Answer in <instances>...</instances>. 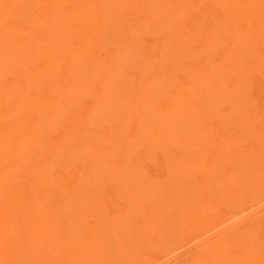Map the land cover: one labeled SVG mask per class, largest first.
<instances>
[{
  "label": "rangeland",
  "instance_id": "obj_1",
  "mask_svg": "<svg viewBox=\"0 0 264 264\" xmlns=\"http://www.w3.org/2000/svg\"><path fill=\"white\" fill-rule=\"evenodd\" d=\"M166 1L154 0L157 6L151 14L140 7L125 8L114 19L100 18L97 12L95 20H103V28L95 23L97 30L86 36L90 55L85 52L75 65L66 64L64 56V49L67 55L74 48V38L53 39L55 48L48 51H55L58 65L46 86L30 85L16 68L0 77L8 115L1 128L10 127L29 158L21 163L13 156L0 163L10 175L13 197L23 196L27 202V209L16 208L13 198L9 200L10 213L6 210L5 221H0L6 227L0 225V264H264V66L258 63L264 65V38L254 33L259 28L248 27L251 19L264 18L256 14L247 22L237 6L233 11L221 0H186L183 12L172 21ZM39 13L40 8L33 10V15ZM188 29L196 32L187 42ZM36 58L30 60L29 71L46 60ZM68 67L78 78L62 76ZM75 82L80 85L74 87ZM61 85L72 92L69 98L58 88ZM20 88L23 96L34 98L21 96L15 107L11 103ZM47 91L57 102L61 99L56 108L43 100ZM34 152L36 158L31 157Z\"/></svg>",
  "mask_w": 264,
  "mask_h": 264
},
{
  "label": "bare ground",
  "instance_id": "obj_2",
  "mask_svg": "<svg viewBox=\"0 0 264 264\" xmlns=\"http://www.w3.org/2000/svg\"><path fill=\"white\" fill-rule=\"evenodd\" d=\"M189 1V0H188ZM188 1H186V0H167L165 3V9L167 10V15H169L170 16V19L173 21L175 18H177L180 14H181V12H183V9H182V7H183V4H184V2H188ZM197 1V0H196ZM220 1V0H219ZM222 2H224L225 4L226 3H229L230 5H231V8L233 9V11L234 10H236L235 9V6H237L238 7V13H240L239 15L242 17V19L243 20H245V21H247V22H249V17H253V16H255L256 14L257 15H261V17H263L264 18V0H221ZM229 1H231V2H229ZM256 1V2H255ZM221 3V2H220ZM156 3H154V0H0V77H3L4 76V72L6 73V75H7V73L9 72V71H7V70H9L10 69V71L12 70V68L14 69V68H16V69H18V73L20 72V73H23V74H25L26 76H27V79H29V84L31 83V84H33V86H35V85H38L39 84V86L41 85V84H43V86H46V80L48 79V78H50L54 73L52 72V69L54 68V66H55V64H56V66L58 65L57 63V61H56V58H54L53 56H52V53H54L55 51H51L52 49H54L55 47H54V43L56 42L55 40L56 39H58L57 41H60L61 39H60V37L59 36H63L62 37V39H65V38H70L71 37V39L72 38H74V41H76V43H74L73 45H74V48L72 47L70 50V53L69 54H67L66 55V53L69 51V50H66V49H64V56H66L67 57V60H68V63H66V64H69L70 66H72V64L74 63V65H75V63H78V61H80V59H83L84 58V56H83V54L85 55V52H87L86 54H89L90 55V53L87 51V47L89 46L88 45V43L89 42H87L88 40H87V38H86V36L90 33V31H93V29H95V30H97L96 29V26H95V23H97V24H99L100 26L99 27H102L103 26V24H104V21L103 20H95V17H97L98 15H97V12H98V14H99V16H100V18L101 17H103V16H109V18L110 17H113V19H114V17L116 16V18H118V17H120V16H122V15H119L121 12H122V10L123 9H125V8H128L129 7V10H133L134 8H136V7H140L142 10L141 11H145L146 9L147 10H149L150 11V14L151 13H154L153 11H155L156 10V7L155 6H157V5H155ZM163 4V3H162ZM192 4H193V2H192ZM161 6V5H160ZM123 7V8H122ZM229 7V6H228ZM37 8H40V10H41V13H39V14H36V15H33V10L34 9H37ZM100 11H99V10ZM158 10H160V8L158 9ZM124 11V10H123ZM165 11V10H164ZM256 17V16H255ZM106 18V17H105ZM104 18V19H105ZM246 18H248V19H246ZM258 18H260V17H258ZM107 19V18H106ZM161 19V18H160ZM254 19V18H253ZM93 20H95V21H93ZM252 20V19H251ZM251 20H250V24H248V27H251L252 28V30H254V31H257V28H259V30L261 31H257V32H254L255 34L257 33L258 34V36H259V39H260V37H262L263 36V38H264V31H262V29L264 28V22L262 21L263 19L261 18V19H257L256 18V20L254 19V21H252L251 22ZM258 20V21H257ZM117 21V20H116ZM35 22L37 23V22H39V23H37V24H39L38 26H37V24H36V26H35ZM41 22V23H40ZM100 22H102V23H100ZM165 22V21H164ZM177 22V21H176ZM182 23V22H181ZM180 23V24H181ZM26 24H27V26H26ZM176 24H178V23H176ZM180 24H178V25H180ZM115 26V25H114ZM91 27H94V28H91ZM97 28H98V26H97ZM103 28V27H102ZM234 28V27H233ZM99 30V29H98ZM100 30H101V28H100ZM64 31L66 32L65 33V36L63 35V34H60V33H64ZM188 31H189V33H188V36H185V38L184 39H186L187 40V42L189 41V39H190V37L192 36V34L193 33H195V32H192L190 29H188ZM237 31H239L238 30V28H237ZM253 32H252V34H254ZM60 34V35H59ZM96 34H97V32H96ZM233 34V33H232ZM56 37H55V36ZM57 35H58V37H57ZM92 35V34H91ZM100 35V34H99ZM193 35H195V34H193ZM240 35H242V34H240ZM67 36V37H66ZM249 36H250V34H249ZM23 37H26V38H24L23 39ZM100 37V36H99ZM209 37H211V36H209ZM240 37H242V36H240ZM248 38V37H247ZM53 39H55V40H53ZM100 39V38H99ZM243 39H244V36H243ZM246 39V38H245ZM244 39V40H245ZM262 39V38H261ZM243 40V41H244ZM264 40V39H263ZM62 41V40H61ZM67 41H69V40H67ZM102 41V40H101ZM242 41V40H241ZM249 41H250V38H249ZM252 41V43H254L253 42V39L251 40ZM247 42V41H246ZM258 42H260V41H258ZM66 43V42H65ZM70 43V42H69ZM101 43V42H100ZM99 43V44H100ZM247 43H249V42H247ZM57 44V43H56ZM67 44V43H66ZM71 44V43H70ZM93 44V43H92ZM255 44V43H254ZM258 44V43H257ZM96 45H98V43L96 44ZM222 45V44H221ZM250 45H251V42H250ZM57 46V45H56ZM99 46V45H98ZM217 46V45H216ZM220 46V45H219ZM242 46V45H241ZM68 47H69V45H68ZM214 47V46H213ZM228 47V46H227ZM238 47V46H237ZM64 48V47H63ZM63 48L61 49V50H63ZM67 48V47H66ZM91 48V47H90ZM243 48V47H242ZM244 48H248V47H244ZM49 49H51L50 51L51 52H49L48 50ZM60 49V48H59ZM212 49V48H211ZM237 49V48H236ZM239 49H241V48H238V50ZM214 50H215V48H214ZM243 50V49H242ZM248 50V49H247ZM42 51H47L46 52V54H44V52L42 53V54H40ZM233 51V50H232ZM241 51V50H240ZM257 51H258V49H257ZM58 52H61L60 50H58ZM207 52V51H206ZM242 52V51H241ZM56 53H57V51H56ZM230 53H231V51H230ZM236 53V52H235ZM261 53V52H260ZM44 54V55H43ZM92 54V53H91ZM231 54H233V53H231ZM231 54L229 55V56H231ZM251 54V53H250ZM205 55V54H204ZM221 55V54H220ZM259 55V54H258ZM44 56H45V58H46V60H45V62H43V63H38L39 65L38 66H35L34 65V70H32V71H29L30 69L28 68V65H29V62H30V60H32V59H34V58H36V60L38 59V57L40 58V57H43L44 58ZM59 57V56H58ZM227 58V57H226ZM232 58H234V54H233V57ZM240 58V57H239ZM262 58V57H261ZM64 59V58H63ZM210 59V58H209ZM229 59V58H228ZM227 59V60H228ZM244 60V59H243ZM35 61V60H34ZM111 61V60H110ZM229 61H230V59H229ZM237 61V60H236ZM262 61V60H261ZM258 62L259 64H260V66L261 67H263L264 65H262L261 63L262 62ZM38 62V61H37ZM34 63V62H33ZM256 63V62H255ZM264 63V62H263ZM30 64H32V62L30 63ZM81 64V63H80ZM178 64V63H177ZM222 64V63H221ZM220 64V65H221ZM230 64V63H229ZM231 64H233V63H231ZM235 64V63H234ZM243 64V63H242ZM81 65H83V64H81ZM217 65V64H216ZM245 65V64H244ZM252 65V64H251ZM33 66V65H32ZM85 66V65H84ZM230 66V65H229ZM30 67V66H29ZM80 67V66H79ZM82 67V66H81ZM221 67H223L222 65H221ZM226 67V66H225ZM230 67H232V66H230ZM255 67H257V66H255ZM75 68H76V66H75ZM89 68V67H88ZM91 68V67H90ZM116 68H118V67H116ZM242 68H244V67H242ZM242 68H241V70H238L239 72L240 71H242ZM247 68V67H246ZM15 69V70H16ZM29 69V70H28ZM71 69H74L73 67H71V68H69L68 67V69L66 70L67 72H65L64 74H62V76L63 77H65V76H67V77H70V78H72V79H76V77L75 78H73L74 76L71 74ZM82 69V68H81ZM210 69H213L214 70V68L212 67V68H210ZM219 69H220V71H221V68H220V66H219ZM232 69V68H231ZM245 69V68H244ZM243 69V70H244ZM77 70V69H76ZM195 70V69H194ZM223 70H224V68H223ZM234 70V69H233ZM7 71V72H6ZM17 71V70H16ZM15 71V72H16ZM56 71V70H55ZM58 71V70H57ZM62 72H63V70H61ZM79 71V70H78ZM81 71V70H80ZM171 71V70H170ZM183 71V70H182ZM212 70H210V72H211ZM216 72H217V70H215ZM228 71V70H227ZM232 71V70H231ZM237 70H235V72H236ZM77 72V71H76ZM76 72H75V70H74V73H75V75H77L76 74ZM90 72H92V71H90ZM234 72V71H233ZM244 72V71H243ZM263 72H264V70H263ZM14 73V72H13ZM55 73H57V72H55ZM80 73H82V72H80ZM181 73V72H180ZM186 73V72H185ZM212 73V72H211ZM215 73V72H214ZM213 73V74H214ZM218 73V72H217ZM220 73V72H219ZM14 74H16V73H14ZM58 74H60V73H58ZM58 74H57V79L59 78L58 77ZM208 74H209V72H208ZM226 73H224V75H225ZM228 74V79H229V73H227ZM226 74V75H227ZM233 74V73H232ZM235 74V76H237L236 75V73H234ZM233 74V75H234ZM9 75V74H8ZM10 75H12L11 74V72H10ZM55 75V74H54ZM53 75V76H54ZM61 75V74H60ZM171 75V74H170ZM221 75V74H220ZM231 75V74H230ZM15 76V75H14ZM21 76V75H20ZM19 76V77H20ZM82 76V75H81ZM188 76V75H187ZM199 76V75H198ZM198 76H195V77H198ZM214 76V75H213ZM216 76V75H215ZM234 76V77H235ZM238 76H239V74H238ZM19 77H18V79H19ZM79 77H80V75H79ZM93 77V76H92ZM170 77V76H169ZM191 77V76H190ZM201 77V76H200ZM204 77V76H203ZM209 77V76H208ZM233 77V76H232ZM242 77V76H241ZM23 78H25V76L23 75ZM22 78V79H23ZM69 78V79H70ZM78 78V77H77ZM206 78V77H205ZM220 78V77H219ZM231 78V77H230ZM247 78H248V76H247ZM250 78V77H249ZM56 79V78H55ZM157 79V78H156ZM179 79V78H178ZM198 79H199V77H198ZM213 79V78H212ZM227 79V80H228ZM236 79V78H235ZM243 79V81L245 80L244 78H242ZM20 80H21V78H20ZM26 80V79H25ZM79 80V79H78ZM81 80V79H80ZM84 80V79H83ZM83 80H81V81H83ZM201 80V79H200ZM215 80V79H214ZM227 80H224V81H227ZM4 81V80H3ZM2 80H1V84L0 85H2V84H4V83H2L3 82ZM5 81H6V79H5ZM24 81V80H23ZM49 81V80H48ZM51 81V80H50ZM211 81H213V80H211ZM211 81H210V84H211ZM73 82V81H72ZM80 82V81H79ZM233 82V81H232ZM239 82V81H238ZM246 82V81H245ZM18 83V82H17ZM58 83V82H57ZM68 83V85L69 86H72V83L70 82V81H68L67 82ZM82 83V82H81ZM177 83H179V80H178V82ZM181 83H182V81H181ZM181 83H179V84H181ZM194 83V82H193ZM205 83V82H204ZM27 84V83H26ZM30 84V85H31ZM50 84H54V82L53 83H50ZM111 84V83H110ZM221 84V83H220ZM223 85H224V83H222ZM221 84V85H222ZM243 84H246V83H244L243 82ZM14 85V84H13ZM19 85V84H18ZM28 85V84H27ZM59 85V84H58ZM67 85V84H66ZM76 85H78L76 82H75V85H73L74 87L76 86ZM80 85V84H79ZM78 85V86H79ZM84 85V87H85V84H83ZM106 85V84H105ZM116 85V84H115ZM195 85V84H194ZM222 85V86H223ZM227 85V84H226ZM242 85V84H241ZM10 86V85H9ZM42 86V85H41ZM40 86V87H41ZM57 86V85H56ZM64 86V85H63ZM62 85L60 86V87H58V88H61V90H63V92H65L66 94V96H65V98L67 97V98H69V96L72 94V92H70V90L68 89H66V88H64ZM199 86V85H198ZM207 86V85H206ZM221 86V87H222ZM236 86V85H235ZM240 86V85H239ZM12 88H13V86H11ZM22 87H24V86H22ZM203 87V86H202ZM210 87V86H209ZM211 87H212V85H211ZM224 87V86H223ZM245 87V86H244ZM248 87V86H247ZM1 88H2V86H1ZM0 88V89H1ZM7 88H9V87H7ZM27 88V87H26ZM34 88V87H33ZM33 88H32V91H33ZM39 88V87H38ZM49 88V86L46 88V89H48ZM54 88V87H53ZM72 88V87H71ZM82 88V87H81ZM148 88V87H147ZM201 88V87H200ZM212 88H214V87H212ZM241 88V87H240ZM239 88V89H240ZM2 89H4V88H2ZM10 89V88H9ZM18 86H17V91H18ZM30 89V88H29ZM89 89V88H88ZM196 89H197V87H196ZM205 89H208V88H205ZM219 89V88H218ZM238 89V90H239ZM248 89V88H247ZM4 90H6V89H4ZM23 90H24V88H20V90H19V97H16V99L15 100H12V102L13 103H11V104H16L15 105V107L16 106H18V104L19 103H21V96H23L22 95V93H23ZM34 90H35V88H34ZM49 90V89H48ZM52 90V89H51ZM60 90V91H61ZM103 90V89H102ZM114 90H116V89H114ZM192 90V89H191ZM202 90V89H201ZM228 90V89H227ZM232 90V89H231ZM236 90V89H235ZM234 90V91H235ZM243 90V89H242ZM241 89L239 90V92H241L242 91ZM244 90H245V88H244ZM26 91H27V89H26ZM35 91H37V87H36V90ZM55 92H56V90H54ZM59 91V90H58ZM58 91H57V95H58ZM80 91V90H79ZM95 91V90H94ZM108 91H109V89H108ZM196 91V90H195ZM7 92V91H6ZM6 92H5V94H6ZM31 92V91H30ZM44 92V91H43ZM62 92V93H63ZM104 92V91H103ZM198 92V91H197ZM196 92V93H197ZM206 92H207V90H206ZM233 92V91H232ZM2 93V90H0V95H4V94H1ZM11 93H13V92H11ZM29 93V92H28ZM34 93V92H33ZM33 93H31V94H29V95H32ZM45 93H47L45 96H47V97H45V98H43V100L45 101V103L46 102H49L53 107H55V106H57V104L59 103V101H61V99L57 102L56 100H55V94L53 95L50 91H47V92H45ZM86 93V92H85ZM190 93H191V91H190ZM222 93V92H221ZM228 93V92H227ZM234 93V92H233ZM61 94V93H60ZM75 95H76V93H74ZM101 94V93H100ZM142 94V93H141ZM159 94V93H158ZM184 94H185V92H184ZM202 94V93H201ZM226 94V93H225ZM229 94V93H228ZM242 94V93H241ZM34 95H35V93H34ZM39 96H40V94H38ZM41 95H42V93H41ZM103 95V94H102ZM109 95V94H108ZM192 95V94H191ZM200 95V94H199ZM231 95V94H230ZM237 95H238V91H237ZM7 96H8V92H7ZM79 96V95H78ZM159 96V95H158ZM229 96V95H228ZM232 97L234 96L233 94L231 95ZM242 96V95H241ZM240 96V97H241ZM245 96V95H244ZM15 97V96H14ZM24 97H26V98H24ZM32 97H33V95H32ZM32 97H29V99L32 101ZM36 97V96H35ZM43 97V96H42ZM42 97H40V99L42 98ZM102 97V96H101ZM109 97V96H108ZM216 97V96H215ZM220 97V96H219ZM226 97H227V95H226ZM232 97H230L231 99H232ZM23 98L26 100H29L28 98H27V95H24L23 96ZM34 98V97H33ZM58 98V97H57ZM61 98H63V95H62V97ZM72 98V97H71ZM153 98V97H152ZM180 98V97H179ZM184 98V97H183ZM187 98V97H186ZM185 98V99H186ZM192 98V97H191ZM237 98H239V97H237ZM243 98V97H242ZM101 99V98H100ZM114 99V98H113ZM177 99V98H176ZM188 99V98H187ZM34 100V99H33ZM38 100V99H37ZM36 100V101H37ZM42 100V101H43ZM150 100H151V98H150ZM156 100V99H155ZM196 100V99H195ZM227 100V99H226ZM244 100V99H243ZM4 100V97H3V99L0 97V163H1V161L2 160H4V159H6V158H9V160H10V157H12L13 158V156H18V157H20V159H21V163H23V162H26L29 158H28V155H27V153H28V149H24V147H21V142H20V140L18 141V137H17V140H16V138L14 137V135H12V132L10 131V127H8V128H6L4 131L2 130V128L1 127H4V126H2V119L3 118H6V115H7V113L5 112V110H4V103L5 104H7V102ZM10 101V100H9ZM41 101V102H42ZM43 101V102H44ZM66 101V100H65ZM65 101L63 102V104H67V102L65 103ZM100 101V100H99ZM114 101V100H113ZM178 101V100H177ZM185 101V100H184ZM187 101V100H186ZM188 101H189V99H188ZM11 102V101H10ZM40 102V103H41ZM154 102V101H153ZM183 102V101H182ZM192 104L194 103V101L192 102V100L190 101ZM30 103V102H29ZM33 103V102H32ZM48 103V104H49ZM61 103H62V101H61ZM60 103V104H61ZM69 103H71V102H69ZM105 103V102H104ZM191 103H188V104H190L189 105V107L191 106ZM210 103V102H209ZM236 103V102H235ZM9 104V103H8ZM24 104V103H23ZM36 104V103H35ZM48 104L46 105V106H48ZM49 104V105H50ZM59 104V105H60ZM169 104V103H168ZM168 104H166V105H168ZM173 104H175V103H173ZM178 104V103H177ZM181 104V103H180ZM197 104V103H196ZM200 104V103H199ZM240 104V103H239ZM10 105V104H9ZM41 105V104H40ZM43 105H45L44 103H43ZM50 105V106H51ZM125 105V104H124ZM198 105V104H197ZM241 105V104H240ZM242 105H243V103H242ZM21 106V105H20ZM19 106V107H20ZM36 106L38 107L39 106V104L37 105L36 104ZM45 106V107H46ZM50 106H48V107H50ZM61 106V110H63V108H62V105H60ZM68 106H72V105H68ZM169 106V105H168ZM181 106V105H180ZM192 106H195V105H192ZM191 106V107H192ZM232 105H230L229 107H231ZM235 106V105H234ZM10 106H7V108H9ZM14 106H12V108H13ZM29 107H31V104H30V106ZM32 107H35L34 105H32ZM36 107V109H40V108H37ZM43 107V106H42ZM59 107V106H58ZM57 107V108H58ZM73 107V106H72ZM120 107V106H119ZM166 107V106H165ZM222 107V106H221ZM233 107V106H232ZM231 107V108H232ZM241 107V106H240ZM243 107V106H242ZM248 107V106H247ZM11 108V109H12ZM26 108V107H25ZM56 108V107H55ZM54 108V109H55ZM65 108V107H64ZM71 108V107H70ZM109 108V107H108ZM193 108V107H192ZM194 108H196V107H194ZM207 107H205V109H206ZM214 108V107H213ZM10 109V110H11ZM18 109V108H17ZM28 109V108H27ZM32 109V108H31ZM30 109V110H31ZM35 109V108H34ZM44 109V108H43ZM51 109V108H50ZM72 109V108H71ZM124 109V108H123ZM197 109V108H196ZM195 109V110H196ZM207 109H209V108H207ZM233 109V108H232ZM237 109V108H236ZM238 109H240V108H238ZM242 109V108H241ZM14 110V109H13ZM12 110V111H13ZM24 110V109H23ZM26 110V109H25ZM33 110V109H32ZM53 110V109H52ZM175 110V109H174ZM194 109H192V111H193ZM198 111H200L199 109H197ZM196 110V111H197ZM228 110V109H227ZM247 110V109H246ZM27 111V110H26ZM40 111V110H39ZM47 111V110H46ZM56 111H57V109H56ZM59 111V110H58ZM58 111H57V113H58ZM64 111V110H63ZM65 111H66V109H65ZM64 111V112H65ZM68 111V110H67ZM117 111H119V110H117ZM172 111H173V109H172ZM229 111H230V109H229ZM233 111H235V109L233 110ZM248 111V110H247ZM250 111V110H249ZM15 112V111H14ZM33 112V111H32ZM41 112V111H40ZM39 112V113H40ZM43 112V111H42ZM48 112V111H47ZM53 112V111H52ZM55 112V111H54ZM61 113H62V111H60ZM63 112V113H64ZM169 111H167V113H168ZM176 112H178L177 110H176ZM183 112H184V110H183ZM194 112V111H193ZM192 112V113H193ZM227 112V111H226ZM242 112V111H241ZM243 112H245V111H243ZM10 113V112H9ZM21 113V112H20ZM23 113V112H22ZM28 113V112H27ZM39 113H38V115H39ZM121 113V112H120ZM123 113V112H122ZM149 113V112H148ZM172 113V112H171ZM191 113V114H192ZM197 113H199V112H197ZM212 113V112H211ZM240 113V112H239ZM16 114H18V113H16ZM30 114H32V113H30ZM42 114V113H41ZM45 114V113H44ZM53 114V113H52ZM51 114V115H52ZM70 114V113H69ZM104 114V113H103ZM161 114V113H160ZM177 114V113H176ZM185 114V113H184ZM191 114H189V115H191ZM195 113H193L192 115H194ZM208 114H209V112H208ZM227 114V113H226ZM229 114V113H228ZM237 114V113H236ZM243 114H245V113H243ZM242 114V115H243ZM25 115V114H24ZM33 115H34V113H33ZM36 115V114H35ZM45 115H47V113L45 114ZM51 115H50V117H51ZM55 115H56V113H55ZM58 115H59V113H58ZM68 115V114H67ZM124 115V114H123ZM153 115V114H152ZM181 115V114H180ZM191 115V116H192ZM233 115V114H232ZM235 115V114H234ZM240 115V114H239ZM241 115V116H242ZM8 116V115H7ZM20 116H23V115H20ZM30 116V115H29ZM29 116H27V117H29ZM42 116V115H41ZM49 116V115H48ZM47 116V117H48ZM57 116V115H56ZM60 116V115H59ZM158 116V115H157ZM169 116V115H168ZM172 116H174L173 114H172ZM172 116H170V117H172ZM230 116V115H229ZM27 117L25 116V118L27 119ZM39 117H40V115H39ZM49 117V118H50ZM54 117V116H53ZM182 117V116H181ZM231 117H233V116H231ZM15 118V117H14ZM20 118H22V117H20ZM24 118V117H23ZM36 118V117H35ZM49 118H46V120H48L49 122V124H50V121H51V118H50V120H49ZM57 118V117H56ZM143 118V117H142ZM156 118V117H155ZM159 118V117H158ZM196 119V117L195 116H193V118H192V122H193V125H192V123H191V125H192V128L194 127V122H196L195 121V119ZM254 118V117H253ZM12 120H14L13 118H11ZM18 119V118H17ZM55 119V118H54ZM121 119V118H120ZM167 119V118H166ZM187 119H188V117H187ZM36 120V119H35ZM34 120V121H35ZM99 120V119H98ZM122 120V119H121ZM38 121H39V119H38ZM43 121H45L44 120V117H43ZM54 121V120H53ZM8 122V121H7ZM13 122V121H12ZM23 122V121H22ZM47 122V121H46ZM154 122V121H153ZM171 122V121H170ZM174 122V121H173ZM198 122V121H197ZM26 123V122H25ZM36 123H37V120H36ZM151 123V122H150ZM189 123V122H188ZM5 124V123H4ZM13 125H14V123H12ZM18 124V123H17ZM31 124V123H30ZM34 124V123H33ZM43 124H45V122L43 123ZM49 124H46V125H48V128H49V126L51 125H49ZM160 124V123H159ZM166 124V123H165ZM32 125V124H31ZM38 125H40V124H38ZM53 125V124H52ZM155 125V124H154ZM197 125V124H196ZM111 126V125H110ZM143 126V125H142ZM171 126V125H170ZM15 127V126H14ZM26 127V126H25ZM24 127V128H25ZM29 127H31L30 125H29ZM34 127V126H33ZM52 127V126H51ZM5 128V127H4ZM27 128V127H26ZM32 128V127H31ZM35 128V127H34ZM34 128H33V130H34ZM46 128H47V126H46ZM161 128V127H160ZM14 129V128H13ZM40 129V128H39ZM127 129V128H126ZM173 129V128H172ZM190 129V128H189ZM18 130V129H17ZM25 130V129H24ZM32 130V131H33ZM38 130V129H37ZM115 130V129H114ZM128 130V129H127ZM177 130V129H176ZM23 131V130H22ZM26 131V130H25ZM41 131V130H40ZM191 131V130H190ZM194 131V130H193ZM20 132V131H19ZM37 132V131H36ZM26 133H28V130L26 131V132H24V134H26ZM39 133V132H38ZM132 133H134V131L132 132ZM184 133V132H183ZM32 134V133H31ZM39 134H42V133H39ZM120 134V133H119ZM123 134V133H122ZM173 134V133H172ZM133 135V134H132ZM174 135V134H173ZM19 136V135H18ZM23 136V135H22ZM37 136V135H36ZM43 136V135H42ZM45 136V135H44ZM167 136V135H166ZM21 137V136H20ZM147 137H148V135H147ZM147 137H145V138H147ZM27 138H29V137H27ZM35 138V137H34ZM37 138V137H36ZM40 138V137H39ZM82 138V137H81ZM165 138V137H164ZM171 138V137H170ZM21 139V138H20ZM41 139V138H40ZM43 139V138H42ZM42 139H41V141H42ZM44 139H46V138H44ZM43 139V140H44ZM144 139V138H143ZM150 139V138H149ZM166 139V138H165ZM191 139V138H190ZM169 140V139H168ZM38 141V140H37ZM36 141V142H37ZM41 141H38L39 143L41 142ZM79 141V140H78ZM85 141V140H84ZM88 141V140H87ZM133 142V141H132ZM153 143V142H152ZM172 143V142H171ZM41 144V143H40ZM43 144V143H42ZM150 144V143H149ZM23 145V144H22ZM25 145V144H24ZM28 145V144H27ZM123 145V144H122ZM153 145V144H152ZM193 145V144H192ZM80 146V145H79ZM81 146H83V145H81ZM125 146V145H124ZM129 146V145H128ZM145 147V146H144ZM76 148V147H75ZM81 148V147H80ZM177 148V147H176ZM29 149H31V147H29ZM79 149V148H78ZM121 149V148H120ZM186 149V148H185ZM184 150V149H183ZM180 151H181V149H180ZM187 151V150H186ZM36 152V151H35ZM35 152H34V156L31 154V157H35L36 158V155H35ZM24 153V154H23ZM33 153V152H32ZM49 153V152H48ZM87 153V152H86ZM187 153V152H186ZM115 154H116V152H115ZM20 155V156H19ZM46 155H47V153H46ZM45 155V156H46ZM53 155V154H52ZM54 156V155H53ZM99 156V155H98ZM44 157V156H43ZM42 157V158H43ZM50 157V156H49ZM188 157V156H187ZM32 159V158H31ZM13 160H14V158H13ZM18 160V159H17ZM37 160H38V158H37ZM40 160H42V159H40ZM45 160H48V159H45ZM33 161V160H32ZM36 160H34V162H35ZM50 161V160H49ZM7 162H10V161H8L7 160ZM11 162H12V160H11ZM18 162H19V160H18ZM13 163V162H12ZM30 163H31V161H30ZM44 164H45V162H43ZM175 163V162H174ZM182 163V162H181ZM9 164H11V163H9ZM14 164V163H13ZM20 164V163H19ZM32 164V163H31ZM31 164L29 165L30 167H31ZM38 164V163H37ZM43 164V165H44ZM42 165V166H43ZM46 165V164H45ZM114 165V164H113ZM28 166V167H29ZM33 166H34V164H33ZM103 166V165H102ZM110 166V165H109ZM174 166V165H173ZM3 167V166H2ZM2 167H0V221H2L3 222V220L4 219H2V218H4L5 217V215L7 214V211L9 212V210H7L8 208H11V203L9 202V200L11 199V197L13 198V200H14V203L13 204H16L17 206H16V208L18 207L19 208V206L20 207H22V208H25L26 206H27V202H26V198H24L23 196H20V195H17V197H13V195H12V185H11V181H10V175H8V173H7V171H5V169L4 168H2ZM15 167V166H14ZM18 167V166H17ZM49 167V166H48ZM113 167V166H112ZM12 168V167H11ZM32 168V167H31ZM38 168V167H37ZM36 168V169H37ZM8 169H10V167L8 168ZM34 169H35V167H34ZM40 169V168H39ZM38 169V170H39ZM44 169V168H43ZM96 169V168H95ZM183 169H184V167H183ZM20 170H22V169H20ZM41 170V169H40ZM45 170V169H44ZM115 170V169H114ZM113 170V171H114ZM182 171V170H181ZM18 172V171H17ZM21 172V171H20ZM29 172V171H28ZM129 172V171H128ZM7 173V174H6ZM14 173V172H13ZM19 173V172H18ZM18 173H17V178L19 177L18 176ZM32 173V172H31ZM44 172H43V170H42V174H43ZM46 173V172H45ZM109 173V172H108ZM41 174V173H40ZM50 174V173H49ZM34 175V174H33ZM33 175H30L31 176V178H32V176ZM38 175V174H37ZM52 175V174H51ZM94 175H95V173H94ZM14 176V175H13ZM40 176V175H39ZM38 176V177H39ZM43 176V175H42ZM42 176H40V177H42ZM45 176H47V174L45 175ZM104 176V175H103ZM44 177V176H43ZM49 177H50V175H49ZM46 178V177H45ZM64 178V177H63ZM14 179V178H13ZM37 179V178H36ZM39 179V178H38ZM43 179V178H42ZM42 179H40V181H42ZM50 179V178H49ZM137 179V178H136ZM35 180V179H34ZM61 180V179H60ZM131 180V179H130ZM14 181V180H13ZM20 181V180H19ZM45 181V180H44ZM43 181V182H44ZM99 181V180H98ZM135 181V180H134ZM16 182V181H15ZM21 182H23L24 183V180L23 181H21ZM28 182H29V180H28ZM32 182V181H31ZM43 182H41V183H43ZM47 182V181H46ZM121 182V181H120ZM125 182V181H124ZM17 183H19L18 181H17ZM36 183H38V182H36ZM132 183V182H131ZM145 183H147V182H145ZM145 183H143V186H144V184ZM34 184V183H33ZM32 184V185H33ZM39 184V183H38ZM37 184V185H38ZM63 184V183H62ZM135 184V183H134ZM133 184V185H134ZM14 185V184H13ZM17 185V184H16ZM19 185V184H18ZM40 186L42 185V184H39ZM48 185V184H47ZM46 185V187H48ZM15 186V185H14ZM35 186V185H34ZM29 187V186H28ZM38 187V186H37ZM50 187V186H49ZM154 187V186H153ZM34 188V187H33ZM40 188V187H39ZM135 188V187H134ZM18 190H19V188H17ZM35 189V188H34ZM50 189V188H49ZM16 190V189H15ZM21 190V189H20ZM29 190V189H28ZM44 190H45V188H44ZM43 190V191H44ZM26 191V190H25ZM37 191V190H36ZM36 191L35 190H33V194H34V192L36 193ZM47 191V190H46ZM13 192H16V191H13ZM19 192V191H18ZM28 191H26V193H27ZM31 192H32V189H31ZM49 192H51V191H49ZM84 192V191H83ZM82 192V193H83ZM87 192V191H86ZM17 193V192H16ZM15 193V194H16ZM128 193V192H127ZM14 194V193H13ZM20 194V193H19ZM23 194H24V192H23ZM28 194V193H27ZM25 195V196H28V195ZM42 194V193H41ZM143 194V193H142ZM148 194V193H147ZM150 194V193H149ZM43 195V194H42ZM16 196V195H15ZM41 196V195H40ZM149 196V195H148ZM35 197V196H34ZM151 197V196H150ZM15 198V199H14ZM44 199H48L47 198V196L45 195V198ZM66 199V198H65ZM135 199V198H134ZM148 199V198H147ZM153 199V198H152ZM12 200V199H11ZM10 200V201H11ZM28 200V199H27ZM37 200V199H36ZM35 200V201H36ZM81 200V199H80ZM132 200V199H131ZM34 200H33V204H34V202H35ZM140 201V200H139ZM12 202V201H11ZM38 202V201H37ZM60 202V201H59ZM86 202H88V201H86ZM98 202V201H97ZM138 202V201H137ZM148 202V201H147ZM191 202V201H190ZM193 202V201H192ZM191 202V203H192ZM36 203V202H35ZM40 203V202H39ZM49 203V202H48ZM71 203V202H70ZM83 203V202H82ZM99 203V202H98ZM176 203V202H175ZM30 204V203H29ZM145 204H147V203H145ZM190 204V203H189ZM40 205H42L41 203H40ZM88 205V204H87ZM105 205H106V203H105ZM181 205V204H180ZM31 206V205H30ZM68 206V205H67ZM78 206V205H77ZM80 206H82V205H80ZM99 206V205H98ZM174 206V205H173ZM186 205H184V207H185ZM15 206L13 205L12 206V210H13V208H14ZM33 207V206H32ZM61 207V206H60ZM182 208V210H184L185 208ZM34 208H35V205H34ZM40 208H44L43 206L41 207L40 206ZM26 209H27V207H26ZM143 209V208H142ZM176 209V208H175ZM7 210V211H6ZM38 210H39V205H38ZM139 210V209H138ZM135 211V210H134ZM142 211V210H141ZM178 211V210H177ZM188 211H190V210H188ZM139 212V211H138ZM183 212V211H182ZM10 213V212H9ZM12 213V212H11ZM28 213V212H27ZM142 213V212H141ZM182 214H184V213H182ZM185 214H186V212H185ZM184 214V215H185ZM14 215V214H13ZM141 215V214H140ZM183 215V216H184ZM196 215V214H195ZM8 216V215H7ZM103 216V215H102ZM186 216V215H185ZM194 216V214H193V212L192 213H189V217L190 218H192ZM10 217V216H9ZM108 217V216H107ZM13 218V217H12ZM181 218V217H180ZM106 219V218H105ZM119 219V218H118ZM117 219V220H118ZM147 219V218H146ZM182 219V218H181ZM196 219V218H195ZM5 221V220H4ZM7 221V220H6ZM193 221H194V219H193ZM2 222L0 223V225H1V228H4V229H6V227H5V225H3L2 224ZM107 222V221H106ZM125 222V221H124ZM176 222V221H175ZM180 222V221H179ZM180 224V223H179ZM2 225L4 226V227H2ZM16 225V224H15ZM109 225V224H108ZM107 226V225H106ZM113 226V225H112ZM145 226V225H144ZM178 226V225H177ZM9 227V226H8ZM114 227V226H113ZM187 227V226H186ZM175 228H177V227H175ZM188 228V227H187ZM111 229V228H110ZM123 229V228H122ZM127 229V228H126ZM124 230V229H123ZM122 230V231H123ZM142 230V229H141ZM193 230V229H192ZM191 230V231H192ZM4 231V230H3ZM130 231V230H129ZM190 231V232H191ZM194 231V230H193ZM6 232H7V230H6ZM16 232V231H15ZM21 232V231H20ZM188 232V231H187ZM190 232H189V234H190ZM137 233V232H136ZM1 234V233H0ZM181 234V233H180ZM61 235V234H60ZM64 235V234H63ZM134 235V234H133ZM116 236V235H115ZM118 237V236H117ZM100 239V238H99ZM129 239V238H128ZM89 241V240H88ZM124 241V240H123ZM116 242H117V240H116ZM218 242V241H217ZM121 243V242H120ZM214 244V243H213ZM218 244V243H217ZM116 245V244H115ZM211 245H212V243H211ZM154 246H155V244H154ZM215 247V246H214ZM134 248V247H133ZM47 249V248H46ZM79 249V248H78ZM155 249V248H154ZM203 249V248H202ZM123 250V249H122ZM143 251H144V249H142ZM145 250H147V249H145ZM156 251V250H155ZM35 252H37V251H35ZM50 252V251H49ZM124 252V251H123ZM134 252H135V250H134ZM85 254H87L88 255V253L87 252H85ZM116 254V253H115ZM128 254V253H127ZM140 254V253H139ZM39 255V254H38ZM90 255V254H89ZM94 255V254H93ZM73 256V255H72ZM92 256V255H91ZM192 256V255H191ZM73 258V257H72ZM134 258V257H133ZM187 258V257H186ZM189 258V257H188ZM40 259H41V257H40ZM59 260H60V257L58 258ZM34 260V259H33ZM41 260H43V259H41ZM37 261V260H36ZM46 262V261H45ZM1 264H2V262H1ZM48 264V263H47ZM168 264V263H167ZM195 264V263H194Z\"/></svg>",
  "mask_w": 264,
  "mask_h": 264
}]
</instances>
